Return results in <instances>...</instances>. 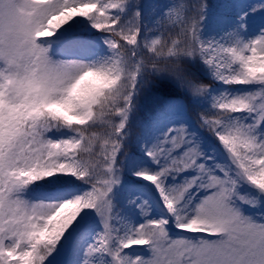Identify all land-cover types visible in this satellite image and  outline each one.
I'll use <instances>...</instances> for the list:
<instances>
[{
    "label": "snow or ice",
    "instance_id": "1",
    "mask_svg": "<svg viewBox=\"0 0 264 264\" xmlns=\"http://www.w3.org/2000/svg\"><path fill=\"white\" fill-rule=\"evenodd\" d=\"M0 264H264V0H0Z\"/></svg>",
    "mask_w": 264,
    "mask_h": 264
}]
</instances>
